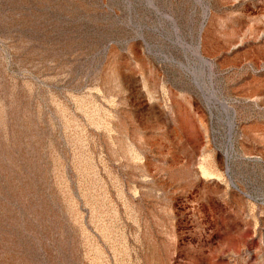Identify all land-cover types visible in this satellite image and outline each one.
<instances>
[{"label":"rangeland","instance_id":"374dc122","mask_svg":"<svg viewBox=\"0 0 264 264\" xmlns=\"http://www.w3.org/2000/svg\"><path fill=\"white\" fill-rule=\"evenodd\" d=\"M0 264H264V0H0Z\"/></svg>","mask_w":264,"mask_h":264}]
</instances>
